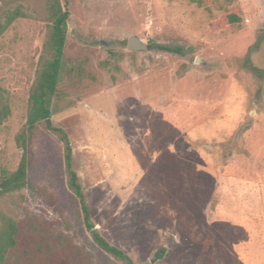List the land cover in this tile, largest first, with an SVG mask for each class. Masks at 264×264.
<instances>
[{"label":"rangeland","instance_id":"374dc122","mask_svg":"<svg viewBox=\"0 0 264 264\" xmlns=\"http://www.w3.org/2000/svg\"><path fill=\"white\" fill-rule=\"evenodd\" d=\"M19 1L29 17L0 38V106L11 112L0 174L21 162L47 34L46 0ZM61 1L70 17L53 120L96 229L135 264H264V0ZM131 37L152 50L128 51ZM33 149L30 186L0 198V211L64 214L95 264L113 262L76 218L62 143L39 136Z\"/></svg>","mask_w":264,"mask_h":264},{"label":"trees","instance_id":"16d2710c","mask_svg":"<svg viewBox=\"0 0 264 264\" xmlns=\"http://www.w3.org/2000/svg\"><path fill=\"white\" fill-rule=\"evenodd\" d=\"M13 1L16 4L13 8L0 7V38L16 20L29 17L25 6L19 0ZM69 17L70 13L61 0L45 1L46 39L29 95L27 122L16 137L22 158L16 171L0 174V198L30 186L29 174L35 155L33 145L39 136L54 135L62 143L67 187L73 200L79 204V209L75 211L76 218L82 221L93 244L113 259L109 264H135L127 253L112 245L96 229L85 191L73 168L71 141L67 132L56 126L53 120L55 101L60 96L58 86L64 66ZM227 21L240 24L242 18L232 13L227 15ZM255 47H260V44ZM157 49L181 54L179 48L158 46ZM257 72L261 73L259 69ZM10 113L7 105L0 106V125ZM72 229L71 222L64 214H61L58 223H51L29 212L23 219L17 220L0 211V264H95L93 254L79 246L69 234ZM165 253V249L158 252V259Z\"/></svg>","mask_w":264,"mask_h":264},{"label":"water","instance_id":"95a60500","mask_svg":"<svg viewBox=\"0 0 264 264\" xmlns=\"http://www.w3.org/2000/svg\"><path fill=\"white\" fill-rule=\"evenodd\" d=\"M152 48V45L144 44L138 37H131L128 39L127 49L130 52L150 51ZM197 62L199 63L200 60H197Z\"/></svg>","mask_w":264,"mask_h":264}]
</instances>
